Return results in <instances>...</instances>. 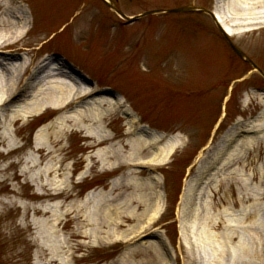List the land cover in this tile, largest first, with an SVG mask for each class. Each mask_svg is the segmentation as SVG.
I'll list each match as a JSON object with an SVG mask.
<instances>
[{
	"label": "rangeland",
	"instance_id": "obj_1",
	"mask_svg": "<svg viewBox=\"0 0 264 264\" xmlns=\"http://www.w3.org/2000/svg\"><path fill=\"white\" fill-rule=\"evenodd\" d=\"M109 2L129 18L181 6L208 11L217 6L232 30L253 28L229 40L264 75V17L247 23L249 13L256 12L251 5L234 0ZM9 7L12 17L7 21L21 24L27 17L30 24L11 46L24 50L6 57L2 49L0 60L18 59L29 50L28 73L49 59L50 68L98 92L94 98L113 101L111 92L123 99L124 109L109 112L102 107L114 150L116 144L122 147L117 159L131 154L125 145L131 116L137 125L166 138L179 135L182 146L163 165L142 162L150 155L148 149L136 156L141 163L119 162L108 170L96 162L87 170L86 158L95 161L85 150L91 142L70 121L49 111L27 119H0V264H193L179 240L180 220L194 226V232H187L195 239L191 251L196 245L203 250L204 264H227L226 256L220 263V256L201 241L206 204L213 227H205L211 230L213 246L223 242L227 219L241 220L226 223L246 229L241 238L252 253L248 251L243 261L264 264V137L248 150L241 147L244 154L232 165L240 176L229 173L232 166L216 170L229 150V134L238 144L245 133L253 136L244 126L261 110L258 94L264 92V78L233 53L211 17L161 13L127 23L101 0H12ZM127 109L132 115L123 113ZM47 134L60 143H46ZM34 142L44 146L42 153L33 151ZM142 165L156 176L162 195L161 213L153 219L143 215L142 206L136 210L138 218H128L123 205L125 198L146 191L134 190L127 182L148 177L147 172L130 174L140 172ZM248 174L245 187L239 178ZM87 195L90 201L83 204ZM107 201L118 208L121 221L114 217V239L98 242L95 227L90 222L81 225L72 212L78 210L88 221L101 218L98 211ZM191 208L197 209L196 218L189 215Z\"/></svg>",
	"mask_w": 264,
	"mask_h": 264
},
{
	"label": "bare ground",
	"instance_id": "obj_2",
	"mask_svg": "<svg viewBox=\"0 0 264 264\" xmlns=\"http://www.w3.org/2000/svg\"><path fill=\"white\" fill-rule=\"evenodd\" d=\"M10 2H12V0H0V7L3 9V13L0 15V50H5L6 57L16 56L11 54H18V52L24 50L23 47L18 46L12 49L11 46L19 42L21 35L30 24L27 17L24 18L21 24H18L19 22H10L11 20L7 21V19H11L12 17L9 7ZM234 2L243 5L248 4L253 6V8H256V12L249 13L247 23L260 22V20H256V18L260 19V17H264V0H234ZM216 7L217 6L214 8V13L228 35L238 36L243 32L253 29L252 27H243L237 30H232L229 26H226L223 23ZM16 9L18 10V8ZM13 17H17V19L20 18L16 15ZM262 21H264V19ZM31 52L32 51L25 50L24 53L17 55L18 59L13 57L0 60V119H13L12 121H14V119H27L49 111L50 113L57 114V119L70 121L75 129L82 133L83 138L91 142L85 146V150L92 153V157L95 161L91 164L92 158H86L88 162L86 164L87 170L94 166L96 162L101 169L106 168L108 170L117 168L119 162L127 164H133L134 162L141 163L140 159H136V156L143 152H147L148 149L150 150V155H148V157L142 162L147 165H163L167 163L173 152L182 146V140L179 135H172L166 138L162 133L155 132L145 125H137L135 123V117L131 116L129 126L126 129L128 137L125 141V145L129 147V152H131V154L127 157L125 156L121 159H117L122 147L120 144H116L114 150V141L111 133L105 129L103 115L106 114L107 111L114 112V109H124V107H127L123 99L111 92H109L110 95L115 99L113 101L102 96L94 98V93L98 92L93 93L92 89L89 90L86 88L79 78L77 79L75 76H69L57 68H50V63L48 62L49 59H43L38 62L33 72L28 73L31 63L27 61L26 56ZM0 54L2 53L0 52ZM7 60L10 62H7ZM41 69L44 70L40 71ZM87 98H90L91 100L88 101ZM244 101H246V99ZM258 102L261 110L252 121H249L244 126L246 132L253 133V136H248V133H245V136H241L243 142L238 144L239 140H236L233 134H229V150H227L221 158V161L216 168L217 171L220 167H231L240 161L244 154L241 147L248 150L251 147H254L259 139L264 137V92L258 94ZM103 106H106L107 110L104 114ZM128 109L124 110L123 113L127 115L131 113L132 115V112ZM45 141L52 146H57L60 143L57 137H54L53 139L49 134L45 135ZM32 149L35 153L40 154L44 150V146L34 142ZM51 152L52 150L50 149L48 154ZM33 154L34 153L31 154V160H35ZM114 157H116L115 160ZM147 165H142L141 169H139L140 172H130L131 170H129L130 174L136 173L138 176L147 172L146 175L148 177L142 179V182L133 177L127 180L128 184L131 185L134 190H146L143 194H136L129 198H125L123 205L128 218H138L136 210L141 206L145 209L142 208L143 215L150 219L156 218L161 213V204L163 202L161 200L162 195L157 190L159 181L158 179L156 180V176H150L149 171L146 169ZM237 171L235 173V168L232 166L229 173L237 175L239 172ZM238 175L240 176L241 174L239 173ZM244 178H239V180L246 187L251 179V175L248 174ZM112 184H114V182ZM112 188L113 186L110 191ZM251 195L254 197L252 193ZM88 200L90 201V197L87 195L83 204ZM133 202L136 204L135 206L132 205ZM130 205L133 207H130ZM205 206L206 208L202 207L203 214L202 221L200 222L203 227L200 231L201 241H205L206 246L212 250V252L216 253L217 256H220V263H222V257L226 256L227 259L225 260L227 261V264H246L245 261H243L245 255L248 251L249 253H252V250L245 245L241 238L243 231L246 229L243 226H230L226 223L227 221L241 224V220L227 219L224 228L226 231L222 233L223 242L214 247L211 230L208 231L205 227V224H207L208 227L209 224L213 227V220L210 216V211L208 210L209 204H206ZM195 210L197 209L191 208L189 210L191 218H196ZM244 211L245 210L242 212L244 213ZM98 212L101 213V218L97 217L90 221H88L84 215L79 214L80 212L78 210L72 212L74 213L72 218L81 225L90 222V224L95 227L93 237L96 241L99 242L103 239L109 241L110 239H114L116 237L114 235V226H116L114 217H116L117 221H121V213L118 211V208H115L114 205L110 202L108 203V201ZM256 220L257 219H255V223H253L255 227L258 225ZM194 230L193 225H186L182 220L179 221L178 236L188 257L193 261V264H204L202 255V252L204 251H201L197 245L195 246V249L191 251L190 245L193 241L195 243V239H190V235H188L187 232L189 231L192 233ZM201 233L203 234L201 235ZM233 237L235 238L234 243L231 241ZM229 243L231 245H229Z\"/></svg>",
	"mask_w": 264,
	"mask_h": 264
},
{
	"label": "water",
	"instance_id": "obj_3",
	"mask_svg": "<svg viewBox=\"0 0 264 264\" xmlns=\"http://www.w3.org/2000/svg\"><path fill=\"white\" fill-rule=\"evenodd\" d=\"M103 3L108 6L110 9H112L120 18L124 19L127 23H131L134 21H137L140 18L149 16V15H153V14H187V13H205L207 15H209L211 17V19L213 20V22L215 23V25L217 26L218 30L220 31V33L222 34V36L224 37V39L227 41L230 49L233 51V53L235 55H237L240 59H242L243 61H245L246 63H248L249 65H251V67H253V69L255 71H257L260 75H262V77L264 78V75L261 73V71L256 67V65L250 60L248 59L244 53L238 49L230 40V35H228V33L225 32V30L223 29L222 25L219 23V21L217 20V17L214 13V9L212 10H205L202 9L200 7H194V6H181V7H176L173 9H165V10H153V11H147L144 12L142 14H139L135 17H126L124 16L113 4H111L109 2V0H102Z\"/></svg>",
	"mask_w": 264,
	"mask_h": 264
}]
</instances>
